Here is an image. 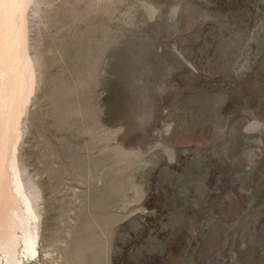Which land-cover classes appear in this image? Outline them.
<instances>
[{
  "label": "rangeland",
  "instance_id": "obj_1",
  "mask_svg": "<svg viewBox=\"0 0 264 264\" xmlns=\"http://www.w3.org/2000/svg\"><path fill=\"white\" fill-rule=\"evenodd\" d=\"M24 264H264V0H45Z\"/></svg>",
  "mask_w": 264,
  "mask_h": 264
},
{
  "label": "bare ground",
  "instance_id": "obj_2",
  "mask_svg": "<svg viewBox=\"0 0 264 264\" xmlns=\"http://www.w3.org/2000/svg\"><path fill=\"white\" fill-rule=\"evenodd\" d=\"M45 0H0V264H24L45 244L43 192L23 144L44 84L38 25Z\"/></svg>",
  "mask_w": 264,
  "mask_h": 264
}]
</instances>
